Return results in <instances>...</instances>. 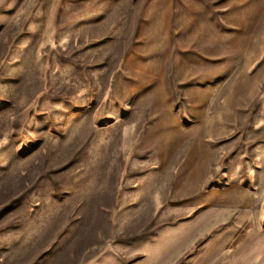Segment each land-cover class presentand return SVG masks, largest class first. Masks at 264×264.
Segmentation results:
<instances>
[{
  "label": "rangeland",
  "instance_id": "obj_1",
  "mask_svg": "<svg viewBox=\"0 0 264 264\" xmlns=\"http://www.w3.org/2000/svg\"><path fill=\"white\" fill-rule=\"evenodd\" d=\"M250 226L264 0H0V264L107 246L211 264L216 237Z\"/></svg>",
  "mask_w": 264,
  "mask_h": 264
},
{
  "label": "crops",
  "instance_id": "obj_2",
  "mask_svg": "<svg viewBox=\"0 0 264 264\" xmlns=\"http://www.w3.org/2000/svg\"><path fill=\"white\" fill-rule=\"evenodd\" d=\"M241 229L237 235L232 230L225 231L216 237L213 247H216L217 252L213 254V259L211 258L212 263L226 250L228 252L226 264H264V229L260 230L255 226ZM226 246H228L227 249ZM124 260L119 250L113 246H107L86 264H126Z\"/></svg>",
  "mask_w": 264,
  "mask_h": 264
}]
</instances>
